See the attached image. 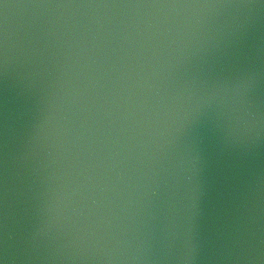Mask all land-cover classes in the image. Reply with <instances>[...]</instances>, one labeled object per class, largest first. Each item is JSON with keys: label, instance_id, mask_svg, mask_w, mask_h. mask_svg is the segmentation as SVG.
<instances>
[{"label": "water", "instance_id": "obj_1", "mask_svg": "<svg viewBox=\"0 0 264 264\" xmlns=\"http://www.w3.org/2000/svg\"><path fill=\"white\" fill-rule=\"evenodd\" d=\"M0 264H264V0H0Z\"/></svg>", "mask_w": 264, "mask_h": 264}]
</instances>
